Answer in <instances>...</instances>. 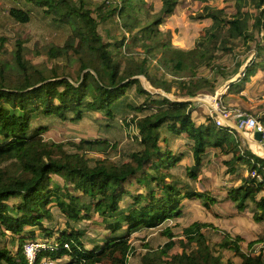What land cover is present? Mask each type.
<instances>
[{
    "label": "trees",
    "instance_id": "16d2710c",
    "mask_svg": "<svg viewBox=\"0 0 264 264\" xmlns=\"http://www.w3.org/2000/svg\"><path fill=\"white\" fill-rule=\"evenodd\" d=\"M17 1L23 6L7 10L13 21L29 23L34 7L68 33L61 43L29 44L20 34L0 31V241L2 236L11 244L19 241L15 251L0 247V264H30L22 247L28 241L46 243L34 264H128L133 232L182 215L190 200L212 209L219 202L217 193L202 191L173 172L186 156L182 149H172L177 139L193 158L187 172L193 181L209 152L222 156L228 175L236 176L244 167L236 176L239 182L225 190V201L237 213L250 209L255 222L264 221V157L239 131L218 126L214 114L204 119L196 115L195 101H173L132 78L144 75L157 90L194 97L218 87L216 79L200 73L206 67L229 81L227 93L217 99L222 106L248 103L246 94L254 87L248 88L262 80L264 0H236L233 14L205 5L197 18L212 22L187 50L173 46L171 32L159 28L178 0H163L157 12L145 0ZM102 23L110 25L108 39L99 30ZM242 53L247 54L240 58ZM224 55L234 57L232 65L221 63ZM93 111L135 124L138 148L127 160L112 158L116 145L108 139L49 140L43 137L48 127L34 125L53 117L78 121ZM255 115L264 124V114ZM53 207L65 217L63 229L44 224L46 218L53 220ZM95 215L105 233L100 240L92 238L88 247L86 231L77 225ZM26 227L39 233L32 230L28 236ZM207 230L219 239L211 242ZM162 233L167 240L148 247L140 264H225L226 250L240 257L241 264H264V252L244 250L241 235L211 222L194 221L180 234L166 227ZM176 248L180 250L174 252Z\"/></svg>",
    "mask_w": 264,
    "mask_h": 264
},
{
    "label": "rangeland",
    "instance_id": "374dc122",
    "mask_svg": "<svg viewBox=\"0 0 264 264\" xmlns=\"http://www.w3.org/2000/svg\"><path fill=\"white\" fill-rule=\"evenodd\" d=\"M145 1L153 4V12L159 11L163 4V0ZM235 2L236 0H208L204 3L195 0H178L175 11L170 16H166L164 18L163 23L159 26V28L160 30H169L171 32V42L173 46L186 50L191 49L204 35L205 27L209 26L212 22L210 18H197V15H199V13L203 10V7L205 5H212L225 8L228 14H233L236 11ZM13 5L23 6L22 3L17 0H0V31L9 35L20 34L28 41L29 44L34 43L36 40L43 42L47 40H54L61 43L66 38L68 30L65 26H60L58 23L55 24L51 15L45 14L42 10L34 7L30 8L32 18L29 23L22 24L13 21L7 13V10ZM109 26L110 25L107 23H102L99 26L100 32L106 39H108L107 29ZM246 54L247 53H244L240 58H243ZM253 56V53L247 56V61H249ZM40 60H42V57L36 59L35 61ZM233 61V56L224 55L221 63L230 66L233 64ZM244 67L245 64L241 67L239 73H241ZM230 69L231 68H227L225 71L229 72ZM261 70L263 72H260ZM200 73L209 78L216 79L218 81V87L214 90V92L203 91L194 97L204 99L215 109L218 105H221V103L216 99L218 95L217 92L221 91L229 81L224 80L223 75L218 71H212L206 67L201 68ZM237 76H235L232 80H235ZM258 76L261 77L262 80L258 84L254 83L250 86L248 90L251 89V87H254L250 91L247 90L248 94H246L247 97L245 98L248 103L238 102L237 106H235L236 108L233 106L228 107V109L232 111V122H235L234 120L242 115L252 116L258 119L255 114L258 116L264 114V62L259 66ZM167 93L172 97L176 96L174 92ZM196 104V107L198 108L196 110V115L204 112V110L212 114V111H210L211 107L209 105L198 101H196ZM260 105H262V107ZM248 110H251L252 114L249 113ZM127 120L122 119L120 115H117L114 119L109 120L99 112L93 111L86 112L83 118L78 121H62L61 119L53 117L44 118L37 123L35 122L34 125L41 124L43 126H47L48 128L43 133V137L49 140H79L82 138L108 139L111 143L116 145V149L111 154L112 158L118 161H123L127 160L130 153L138 148V142L136 139V136H138L137 128L135 124L130 121V119ZM244 131L246 132V137L248 139H253L250 131ZM178 145L179 148H175ZM171 146L173 150L180 149L179 151H181L182 149V153H186L185 158L178 161L174 168H172L173 172L186 183L195 185L202 191H210L213 195L214 193H217L219 202H216L217 204H214L212 209L207 210L203 206V201L190 200L186 203V205H184L182 215L169 219L157 228H142L133 232L130 238L133 246V252L129 257L128 264H140V255L144 253L148 247H157L163 244L167 240L165 235L162 233L163 229L166 227H170L176 233L180 234L183 227H186L194 221L211 222L217 227L227 230L232 235H241L244 238L241 242V246L246 251L252 249L255 253L261 251L264 252V221L259 223L255 222L250 209H247L244 213H237L233 204L225 201L224 198L225 190H227V188L232 184H237L239 182V178L236 176L245 172V168L241 167L242 170L236 176L228 175L226 173V166L223 164L222 156L217 158L213 155V152H209L207 153L206 159L202 162L197 180L193 181V178L188 177L187 174L188 167L194 166L193 158L189 155L187 146L181 142L180 139L173 141ZM253 146L250 145L252 149H256V147L253 148ZM52 177L60 184H63V179L61 177H58L57 175H53ZM141 190L142 189H138L137 192L139 193ZM222 191L224 194H222ZM127 203L128 202L125 201L123 205H126ZM52 211L54 214L53 220L46 218L44 219V224L54 226L56 229H63L65 227L64 215L56 207H53ZM99 220H101V217L99 215H95L94 220L78 222L77 227L85 229L86 231L84 240L86 241V245L88 247L92 246L90 242L92 238L100 240L105 233L102 225L95 224V222ZM32 230H34L36 234L39 233V229L36 227H26V235L29 236V231L31 232ZM206 235L209 236L211 242H215L219 239V236L211 230H207ZM1 239L3 241H0V247L8 246L14 251L18 249L19 241L11 244L6 241V237L2 236ZM26 244L27 243L22 244L24 250L26 249ZM179 250V248H176L173 251L176 252ZM223 260L225 264H241V258L236 256L233 251L229 250L223 252Z\"/></svg>",
    "mask_w": 264,
    "mask_h": 264
},
{
    "label": "built area",
    "instance_id": "2783aa9c",
    "mask_svg": "<svg viewBox=\"0 0 264 264\" xmlns=\"http://www.w3.org/2000/svg\"><path fill=\"white\" fill-rule=\"evenodd\" d=\"M215 110L216 112L215 113L213 112L212 114L215 115V121L218 126H227L229 128L236 129L232 125L233 119H232V111L230 109L226 108L225 106L218 105L215 108ZM236 123L242 130L250 131L252 135H253L254 130L258 129L262 133V141H264V124L259 119H256L252 116H246V119L240 120ZM26 243H27L26 244L27 246H26L25 252H26L27 258L30 264H34L37 250H39L40 248L46 247V243H43L41 241H37V242L28 241ZM43 264H56V263L53 261L45 260Z\"/></svg>",
    "mask_w": 264,
    "mask_h": 264
},
{
    "label": "water",
    "instance_id": "95a60500",
    "mask_svg": "<svg viewBox=\"0 0 264 264\" xmlns=\"http://www.w3.org/2000/svg\"><path fill=\"white\" fill-rule=\"evenodd\" d=\"M132 78L134 79H139L141 81V83L143 84L144 88H146L147 90L153 92V93H160L162 95H164L165 97L173 100V101H198V102H202V103H205V104H208L210 105L207 101H205L204 99H201L199 97H191V96H187V97H177V96H170L167 92L163 91V90H157L155 88H153V86L150 84V82L146 79V77L144 75H136V76H133ZM219 95V94H218ZM218 95H217V98H218ZM216 98V99H217ZM246 119V116L242 115V116H239L235 119V122L232 123V125L236 128L237 131H239L244 137H246V132L244 130H242L238 124L236 122L240 121V120H244ZM253 139H248L249 141V144L251 146L253 145H262L264 146V141H262V133L258 130V129H255L254 132H253ZM260 155V154H258ZM260 156H263L264 155H260Z\"/></svg>",
    "mask_w": 264,
    "mask_h": 264
},
{
    "label": "crops",
    "instance_id": "0c3cea01",
    "mask_svg": "<svg viewBox=\"0 0 264 264\" xmlns=\"http://www.w3.org/2000/svg\"><path fill=\"white\" fill-rule=\"evenodd\" d=\"M227 91H228V86H227V84H226V86H224L223 88H222V90L221 91H219V92H217L219 95H218V98L221 96V95H223V94H225V93H227ZM217 98V99H218ZM206 105H208V104H206ZM210 107H211V110L210 111H212L211 113H215L216 112V110L211 106V105H209ZM213 108V109H212ZM252 108V107H251ZM208 114H210L209 112H207L206 110H204V112H201V113H199V116H200V118L201 119H204V117L206 116V115H208ZM251 137V136H250ZM246 138V137H245ZM247 139V138H246ZM247 142H248V144H249V141H248V139H247ZM249 146H250V144H249ZM255 153H257L254 149H252ZM258 154V153H257Z\"/></svg>",
    "mask_w": 264,
    "mask_h": 264
},
{
    "label": "bare ground",
    "instance_id": "6f19581e",
    "mask_svg": "<svg viewBox=\"0 0 264 264\" xmlns=\"http://www.w3.org/2000/svg\"><path fill=\"white\" fill-rule=\"evenodd\" d=\"M256 147V149H254L258 154L260 155H264V146L258 144V145H254L253 148Z\"/></svg>",
    "mask_w": 264,
    "mask_h": 264
}]
</instances>
